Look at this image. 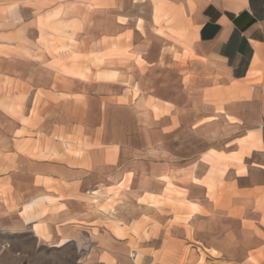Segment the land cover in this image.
<instances>
[{
	"label": "rangeland",
	"instance_id": "obj_1",
	"mask_svg": "<svg viewBox=\"0 0 264 264\" xmlns=\"http://www.w3.org/2000/svg\"><path fill=\"white\" fill-rule=\"evenodd\" d=\"M205 1L0 0V130L10 137L9 145L4 144L8 148L0 150V175L6 176L0 178V196L14 215L0 238L20 251L25 264H86L97 241L112 239L128 241L139 264L146 255L168 258L169 264H230L222 250L209 248L208 234L195 235L190 220L196 212H209L190 205L198 198L188 188V166L213 145L201 130L210 115L225 111L228 99L193 51L191 16ZM211 82L213 88H204ZM114 91L124 93L125 103L99 110L94 101L95 108H90L94 96ZM72 102L71 113L67 107ZM71 116L83 121L70 133L71 127L64 125L74 122L68 121ZM169 117L173 126L168 131L163 125ZM89 125L104 135L105 143H119L101 148H121L119 160L106 156L115 171L108 172L104 184L92 177L99 147L84 135ZM178 144L185 157L179 165L187 171H171L147 192L145 181L131 172L130 164L138 158L133 147H149L151 158L160 162L167 155L163 145L175 155ZM213 154L244 171L241 153ZM34 161L43 165L41 176L35 189L27 187L21 213L26 226L18 233L15 183L23 173L34 177L29 166ZM74 167L81 171L78 176L72 173ZM213 173L215 191L218 187L214 199L222 204V170ZM83 175L90 180L83 183ZM206 180L202 183L209 188L211 181ZM82 207L89 214L84 218L76 216ZM63 209L70 216L55 222ZM175 227L186 232L181 248L173 247L178 240L171 232ZM151 240L169 247L146 248ZM234 253L241 257V249Z\"/></svg>",
	"mask_w": 264,
	"mask_h": 264
},
{
	"label": "crops",
	"instance_id": "obj_2",
	"mask_svg": "<svg viewBox=\"0 0 264 264\" xmlns=\"http://www.w3.org/2000/svg\"><path fill=\"white\" fill-rule=\"evenodd\" d=\"M191 19L194 35L193 51L209 66L211 80L223 86L222 89L226 90L228 99L224 102L225 111L210 115L207 120L208 124L201 130L207 134L213 145L201 152L190 167L188 166L189 175L192 176L188 188L192 189L195 198H198V202L193 201L190 205L194 209L198 208L209 212V215L196 212L190 220H193L195 235L202 238V234H208L209 248L222 250L227 263L264 264V0H206L192 13ZM212 82L204 88H213L216 84ZM102 87L104 84L98 86V89ZM123 98H125L123 92H102L97 98L95 96L92 98L90 108H95V103H93L95 101L99 105V110L101 107L106 110L110 104L125 103ZM120 100L123 102H119ZM73 108L72 102L71 107L69 106L67 109H70L71 112ZM154 108L159 109L157 104L154 105ZM87 119L89 120V116ZM161 119L165 121L166 116L163 115ZM70 120L74 122L67 123L66 121L64 126L67 129L71 127L69 129L71 133L83 121V118L71 116L68 121ZM76 122L78 123L76 124ZM200 125L201 123L194 127ZM89 126L91 127L85 131L87 134L84 133V135L89 138L91 145L99 147L95 151L98 161L92 177L99 179L97 183L104 184L108 172L115 171V167H112L115 163L109 164L110 162L106 161V156L112 155L114 159L119 160L121 148L119 147L118 151L101 148V146L117 147L119 143H105L104 135L94 131L95 125ZM171 126L173 125L169 117V121L163 125V129L167 127L169 131ZM3 133L4 131L0 130V138H2V140L0 139V150L9 145L8 138L10 137H4ZM97 141L101 142L99 146L94 145ZM180 148L181 145L178 144V151H173L176 157H173L175 155H172L171 147L163 145L162 151L167 155L163 156L160 162H154L151 158L153 150L149 147H133V152L138 158L130 164H134L131 166V172L135 179L145 181L150 189L147 192H152L153 186H158L159 180L163 177H169L171 171L176 169L182 172L187 171V166L179 165V162L185 158L184 154L181 155ZM214 152H223L225 155L241 153L244 171L229 164L227 159L217 157L213 154ZM222 163H225V166H222ZM137 165L144 168L139 169ZM29 166H33L34 177L28 178L23 173L21 180L15 183L16 193L13 194L18 206L17 210L13 211L16 213L17 229L15 231L18 233L24 231L26 226L25 217L21 213L26 205L27 187L36 188L37 175L41 176L43 165L41 162L34 161ZM54 167L56 166L54 165ZM221 167L222 169H219ZM224 169L225 171H223ZM214 170H222L224 182L222 190L225 191L222 204H217L214 199L218 193V187L215 191L213 185ZM79 172L81 171L78 168L72 169V173H77V176ZM5 177V174L0 175V178ZM81 178L83 183L90 180L89 176L83 175ZM206 178L211 181L209 188L202 183L209 181ZM162 183L165 186V180H162ZM197 194L200 196H196ZM43 197L32 200L26 208H32ZM66 203L68 204V201ZM64 210L56 214L58 219L55 222L70 216V211L64 212ZM88 215L83 207L81 212L76 214L81 218ZM10 216L14 217L1 195L0 233L9 230ZM59 224L63 225L64 223L61 221ZM171 232L178 234V240L173 247H183L186 236L185 229L175 227ZM180 233H182L181 237ZM62 244L64 241L56 245ZM128 244V241L121 242L115 239L97 241L93 249L95 251L89 256L91 260L86 264H139L136 262V256H131ZM168 247L169 244L164 245L163 241L156 243L151 240L146 243V248L155 250ZM236 249H241V257L235 256ZM0 264H25V257L20 251L10 249L9 243H5L2 238H0ZM140 264H169V260L167 258L164 261L156 259L155 256L146 255Z\"/></svg>",
	"mask_w": 264,
	"mask_h": 264
}]
</instances>
